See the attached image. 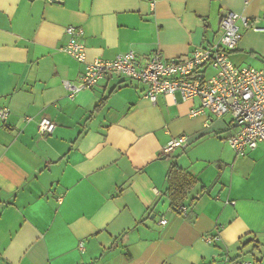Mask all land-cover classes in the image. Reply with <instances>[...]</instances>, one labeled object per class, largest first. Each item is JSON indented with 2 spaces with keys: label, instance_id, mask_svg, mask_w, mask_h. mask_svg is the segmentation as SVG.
I'll return each mask as SVG.
<instances>
[{
  "label": "crops",
  "instance_id": "0c3cea01",
  "mask_svg": "<svg viewBox=\"0 0 264 264\" xmlns=\"http://www.w3.org/2000/svg\"><path fill=\"white\" fill-rule=\"evenodd\" d=\"M230 12L264 28V0H0V264H264V144L238 156L231 115L194 117L201 101L180 94L151 102L131 79L73 98L64 86L85 69L64 52L68 27L83 29L87 62L188 61ZM238 26L230 60L263 69L264 33ZM173 163L198 182L176 209Z\"/></svg>",
  "mask_w": 264,
  "mask_h": 264
},
{
  "label": "built area",
  "instance_id": "2783aa9c",
  "mask_svg": "<svg viewBox=\"0 0 264 264\" xmlns=\"http://www.w3.org/2000/svg\"><path fill=\"white\" fill-rule=\"evenodd\" d=\"M238 22L246 29L264 33V28L252 25L247 17L230 12L221 21L219 42L195 51L190 60L166 62L160 54H153L140 64L135 61L133 52L114 60L87 62L86 46L81 40L83 29L68 27L69 42L64 52L83 64L85 69L78 85L65 81L64 86L73 98L81 91L93 90L101 81L117 75L143 84L146 87L145 97L154 103L159 95L175 97L180 94L183 101L199 99L201 108L192 111V116L211 113L221 118L231 115L237 129L228 141L238 156H244L264 144V68L238 67L230 60V53L238 48L242 40ZM8 117V110H0V121ZM55 129L56 125L49 119L39 123V132L43 137L52 135ZM187 143L185 136L180 137L163 152L170 154L184 148ZM181 211L185 214L187 209L183 207ZM161 225H166V221L162 220ZM216 239L208 236L205 240L213 244ZM239 264L253 262L245 260Z\"/></svg>",
  "mask_w": 264,
  "mask_h": 264
},
{
  "label": "trees",
  "instance_id": "16d2710c",
  "mask_svg": "<svg viewBox=\"0 0 264 264\" xmlns=\"http://www.w3.org/2000/svg\"><path fill=\"white\" fill-rule=\"evenodd\" d=\"M197 180L180 169L176 163H173L167 174L166 194L172 201L174 209L183 205L189 198L190 192L196 188Z\"/></svg>",
  "mask_w": 264,
  "mask_h": 264
}]
</instances>
